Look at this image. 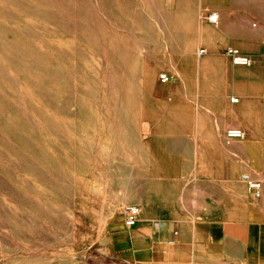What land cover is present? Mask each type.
<instances>
[{"label": "rangeland", "instance_id": "1", "mask_svg": "<svg viewBox=\"0 0 264 264\" xmlns=\"http://www.w3.org/2000/svg\"><path fill=\"white\" fill-rule=\"evenodd\" d=\"M196 122H225L222 143L148 154L153 128ZM158 162L187 179L167 176L169 202L225 204L205 264H264V0H0V264H109L108 228Z\"/></svg>", "mask_w": 264, "mask_h": 264}, {"label": "crops", "instance_id": "2", "mask_svg": "<svg viewBox=\"0 0 264 264\" xmlns=\"http://www.w3.org/2000/svg\"><path fill=\"white\" fill-rule=\"evenodd\" d=\"M221 111L225 116V104ZM189 127L192 129H183L182 135L164 134L153 128L151 134L144 135L142 140L147 144L148 154L157 153L158 156L162 144L166 149V143H185L188 139L195 143H222L225 122H196ZM242 128L247 130L244 124ZM256 129L260 131L259 124ZM158 164L153 172L148 166L140 179L141 186L132 189L136 194L132 196L131 203L141 209L137 225L126 229L120 220L111 222L102 253L106 261L109 264H205L212 262L215 249L225 254V204L212 206L205 201H192L191 205L183 201L178 204L169 202L164 196L170 180L167 176L180 175L185 182L187 179L182 177V170ZM246 211L249 212L243 208L244 215ZM157 223L161 226L158 227Z\"/></svg>", "mask_w": 264, "mask_h": 264}, {"label": "built area", "instance_id": "3", "mask_svg": "<svg viewBox=\"0 0 264 264\" xmlns=\"http://www.w3.org/2000/svg\"><path fill=\"white\" fill-rule=\"evenodd\" d=\"M210 23L215 24L218 21V16L215 13H210L206 18ZM204 53V50H200L199 54ZM227 55L230 57L231 63L234 66H249L251 61L250 58L242 55L238 50L229 48L226 51ZM167 79L166 75H161V80L165 81ZM236 99H233V102H236ZM244 132L240 128H229L225 132V139L227 141L239 140L242 139ZM242 179L245 182L248 192L255 198L259 199L262 195V184L261 182L253 179L249 174H243ZM141 217V209L137 206H129L124 209V225L126 228L134 227ZM157 226L160 227L161 224L157 223Z\"/></svg>", "mask_w": 264, "mask_h": 264}, {"label": "bare ground", "instance_id": "4", "mask_svg": "<svg viewBox=\"0 0 264 264\" xmlns=\"http://www.w3.org/2000/svg\"><path fill=\"white\" fill-rule=\"evenodd\" d=\"M231 110H232V109H231ZM243 139H244V137H243ZM243 139H241V140H243ZM243 141H244V140H243ZM246 144H247V142H246ZM246 144H245V145H246Z\"/></svg>", "mask_w": 264, "mask_h": 264}]
</instances>
